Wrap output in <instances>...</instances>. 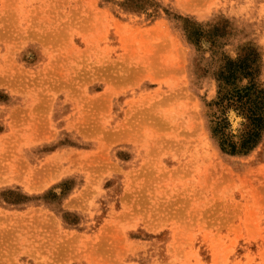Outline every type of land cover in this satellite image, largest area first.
<instances>
[{"label": "rangeland", "instance_id": "obj_1", "mask_svg": "<svg viewBox=\"0 0 264 264\" xmlns=\"http://www.w3.org/2000/svg\"><path fill=\"white\" fill-rule=\"evenodd\" d=\"M256 104L264 0H0V264H264Z\"/></svg>", "mask_w": 264, "mask_h": 264}, {"label": "trees", "instance_id": "obj_2", "mask_svg": "<svg viewBox=\"0 0 264 264\" xmlns=\"http://www.w3.org/2000/svg\"><path fill=\"white\" fill-rule=\"evenodd\" d=\"M261 113L262 107H258L257 104L255 105V108L250 109L251 126L249 130L243 134V137L239 142L240 152L253 148L258 142L264 125V118ZM224 146L225 149H228L231 152L237 151V144L230 139L224 141Z\"/></svg>", "mask_w": 264, "mask_h": 264}, {"label": "bare ground", "instance_id": "obj_3", "mask_svg": "<svg viewBox=\"0 0 264 264\" xmlns=\"http://www.w3.org/2000/svg\"><path fill=\"white\" fill-rule=\"evenodd\" d=\"M230 116H231V117H234V116H236V115H235L233 112H231ZM236 119H237V120H236V122H237V121H238V117H236ZM233 121H235V120L233 119ZM235 124H236V123H235Z\"/></svg>", "mask_w": 264, "mask_h": 264}]
</instances>
